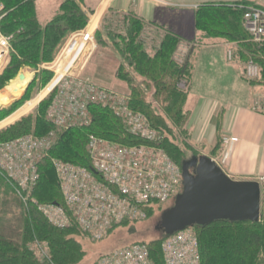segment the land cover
Listing matches in <instances>:
<instances>
[{"label": "trees", "instance_id": "1", "mask_svg": "<svg viewBox=\"0 0 264 264\" xmlns=\"http://www.w3.org/2000/svg\"><path fill=\"white\" fill-rule=\"evenodd\" d=\"M83 4V0H64L54 18L42 25L38 19L37 0H0L1 32L11 38L14 49L12 62L0 78V90L23 67L35 70L41 64L54 61L56 49L68 34L88 25L92 12H86ZM253 6L247 2L235 3L234 6L204 5L197 11L196 27L206 38L225 40L234 45L235 59L245 66L250 61L254 62L260 69V77L248 81L251 85H264V44L253 42L244 27V15ZM122 24L123 28L117 26L115 31L108 30L105 38L112 41L122 56L118 76L131 86L130 99L125 104L131 111L146 117L151 128L162 137L160 147L182 167L187 160L181 148L173 142V129L183 130L188 137L186 121L189 114L185 110L188 89L183 90L180 85H188L192 76V44L172 32H160V29L153 44L142 20L127 16ZM181 45H191L184 62L178 58ZM43 75L48 78L51 74L43 72ZM49 106L50 103L43 106L40 110L42 115L35 122L37 136L50 134L55 128L47 118ZM88 110V125L76 124L58 130L55 142L37 166L39 180L29 200L20 198L17 186L0 172V202L3 200L0 206V264H78L83 259L85 252L77 237L84 236V233L76 222L66 229L54 227L33 202L40 205L64 203L53 161L90 169L92 161L88 147L91 137L115 142V145L145 144L130 132L124 119L111 108L89 104ZM24 122L26 124L18 128L11 138L25 137L27 131L32 130L33 120ZM2 191L17 199L20 214L15 225L6 221L11 207ZM145 211L151 213L149 209ZM190 229L198 236L201 264H264L262 210L258 222L217 221ZM164 239L149 246L154 264H164L161 251ZM37 246L43 248L45 257L38 254Z\"/></svg>", "mask_w": 264, "mask_h": 264}, {"label": "rangeland", "instance_id": "2", "mask_svg": "<svg viewBox=\"0 0 264 264\" xmlns=\"http://www.w3.org/2000/svg\"><path fill=\"white\" fill-rule=\"evenodd\" d=\"M38 1L39 0H37V2ZM60 1L61 0H41L38 3L39 5L38 12L41 19L39 20L41 21L42 25H46L47 23L46 21L43 20L42 10L47 9L48 12H51L50 10L58 6L60 7L61 5L59 3ZM121 1L122 0H102L97 7L96 16H94L93 13L90 15L88 25L81 30L71 32L70 34H68L65 40L58 46V48L56 49L57 50L56 56L52 63L41 64L35 70H32L29 67H23L18 72V74L12 80L7 82L4 85V87L0 90V94L1 93L3 94L4 91L10 86V84L18 79V76L20 74H24L25 72L28 71L33 75L31 82L27 85L26 89L18 98L13 99L11 103L8 104L7 106L0 107V139H1L0 158L1 156L9 157V152L6 150L7 149L6 146L10 147L9 150L11 153H13V155H11L13 161H8V159L4 161L5 168H8L12 171L16 170V172L20 171L19 174H23V176L25 177H29L33 175L32 169L34 168V165L28 164L27 168L23 167L19 162V160L17 161L16 153L19 151H28L29 148L31 149L35 147L37 149V152H39V154L42 155L44 153V150L42 148L48 142L52 143L53 145V143L56 140L58 130L61 129L64 130V127L59 128L57 125L53 124L55 126L53 132L40 137L36 135L35 122L38 121V119L41 117L40 115H42V111L40 110L43 108V106L45 104L50 103V106L47 111V118L50 122L54 123L49 117V109L56 100L59 102L62 101L60 98L62 97V94L65 93V91H67V89L70 90V95L75 97V100H71L69 109H71L73 113H76L78 105L80 106L83 105L84 108L86 109H83V112L85 114L82 116L85 117L87 116V118L89 111L88 104L90 103L89 100L91 96H93L95 90L101 92L105 91L107 93L112 92L117 96V101L118 98L121 99L123 98L124 100L130 99L129 98L130 88H131L130 84H127L118 76V70L122 63V56L118 52V50H116V47H114L112 41L105 38V35L106 33H108V30L115 31L118 28L117 26H119V28H123L122 22L124 18L127 16L118 12V9H116L115 7L117 3H121ZM170 1L179 3L181 0H170ZM202 1L204 2V0H186L188 7L186 10L183 11L185 12V14H187L186 15L187 19H191V17L194 18L195 30L198 33H202V32H199L196 27V15H197V11L202 6L205 5L202 4L203 3ZM234 4L235 3L229 5L234 6ZM179 9L182 10V8ZM250 10L251 11L254 10L257 12L260 11L262 13L264 12V9L258 8L256 6L249 7V11ZM95 19H98V24L95 32L93 33V39H94L93 43L85 48V50L81 53L80 57L74 62V64L71 66V69L68 72H66V75L64 76L63 74H65L68 65L63 64V61L65 59L67 50L71 48L70 46L71 42H69L70 38L74 35L75 38H81V40H84L85 33L87 35L89 34L92 28L91 24L94 22ZM0 22H1V18H0ZM0 38L5 39L8 43L7 45L8 47L4 46L3 40H0V78H1L5 75L7 69L9 68L12 62V54L14 53V49L12 46L11 38L3 34L1 32V28H0ZM207 39H208V44L205 43L196 44L197 47L201 45V48H194V46L192 45V49H195V51L197 49L196 52L197 53L200 52L201 54L199 56L195 54V56H193L190 59L191 71L193 72L195 70L194 67L196 62H200V64L204 63L206 65V68H208L209 71H212L214 67H212L213 64L209 63L210 59L208 61L209 55L206 52L203 54V51L206 49L204 48V45L208 46L214 43L215 41L216 42L221 41L226 46L225 53H226V65L228 66V70H231L232 73L235 72L238 75H241L244 81L249 82L248 78H246V70H245L246 66L243 63H241L239 60L235 59L236 47L234 45L232 47L231 46L232 44L226 42L225 40L210 39V38ZM153 44H155V42H153ZM190 48L191 45L190 46L181 45L179 47L178 58L180 59V62L185 61L186 56L188 55L187 53L189 52ZM2 53H5V56H1ZM201 55L202 58L199 59ZM219 69H221V67H219ZM43 72H49L51 74L50 77L44 78ZM192 82L193 81L191 76L188 85L185 86L184 83L180 85V87L183 90L188 89V96L189 95L191 96L190 98L191 106L195 101L193 97ZM237 86H238L237 87L238 90H236V93L242 96L244 92V88L241 85H237ZM251 86H253L254 89V94H255L254 97H256L255 100H256L257 109L264 111V85L256 84ZM37 100H39V102L31 107V105ZM90 104L99 105L95 103H90ZM110 105H114L113 102ZM26 109L28 111L24 112ZM86 110L87 112H85ZM133 112L135 114H140L142 117L146 119V117L142 113L135 111ZM192 117L189 116V118L186 121V125L190 123ZM219 118H220V113L214 119V124L216 126V135L219 133V122H220ZM27 119L33 120L32 130L27 131V135H25V137L16 136L17 139L15 140H14L15 137L11 138L10 136H12V134H14V132L18 128H20L24 123L26 124V122L24 121ZM173 130L175 134V138L173 142H175V144H177L181 148L185 160L190 161L193 158H195V156L197 158L200 156H204V154H202L204 153V151L202 149L194 148L193 147L194 145L190 142L189 138L186 137L183 130L181 131L175 129ZM155 133L157 134L159 139L162 138L159 132L156 131ZM107 143H109V146L99 148V152L101 151L100 154L104 158V162L106 163V165H108V167L114 168L113 166L116 165V161L114 160L115 152L112 151L113 146H111L110 144H115V142L112 143L109 141ZM32 145L34 147H30ZM90 145L91 143H89V146ZM122 145H117V146L119 148L120 147L128 148L130 149V151L136 149L140 152H145V151L148 152V158H149L148 160L146 158H142L141 156H139L141 161H139L138 164L142 172L144 173H149V171H146V169L149 168V164H153L154 170L155 167L158 168L159 166H161L162 159L163 161H165L163 155L167 156V158L170 160V163L174 164L177 170H179V172L181 171L180 165L168 155L165 149L160 147V144L158 145L159 146L158 148L147 144H137V145L122 144ZM94 148H96V146H94ZM204 150L209 151V149L207 148ZM218 153L219 152L215 150L212 154L214 157H217L221 161L222 158H220L221 156ZM149 161L151 163H149ZM78 168L81 169L82 167H78ZM73 170L75 171L78 169H73ZM0 172L3 173L1 170ZM4 176L6 175L4 174ZM259 179L264 183V175L259 177ZM73 184H77V182L73 181ZM261 189L263 192L262 211L264 212V184H261ZM6 191H2V192L3 194H6V197L8 198L7 201L10 202V207H11L10 210H8L6 221L9 224L15 225L16 224L15 219L20 214L19 212L20 210L17 207V203H16L17 199H15L14 196L12 195L7 196V194L9 193H7ZM176 191H177L176 193L180 192L181 187L177 188ZM176 193H173L170 199L166 202H154L146 206H140L139 210L135 212V215L131 216V219L130 217L125 218L121 226H114V228L107 230L105 233L102 234L100 239H96L92 235L86 234V232H83L81 230L84 233V236L77 237V240L82 245L85 254L83 259L78 264H99L103 260H106V258H108L109 256H112L116 253L126 251L137 245H142V247L143 245H147L149 247L152 242L166 238L165 232L161 229L158 230V228L160 227L162 222L161 221L162 215L166 211L174 207V203H175L174 196L176 195ZM2 204H3V200L0 202V206H2ZM42 205H48V204H42ZM62 206L66 207L65 202L63 203ZM106 209L108 213L109 208L106 207ZM146 209L151 210V213L149 214V211L146 212L145 211ZM86 213L88 214L89 217H93L94 220L95 218L97 219L95 227L97 228V230H99V232H101L100 228L102 225L101 224L102 219L98 217V215L94 212L86 211ZM126 221L128 222L126 223ZM194 234L195 236H197L195 232ZM37 248L39 247L37 246L36 250ZM38 254L40 253L38 252ZM150 255H151V251H150ZM199 256L201 258V255ZM199 261L201 264V260ZM152 262L154 264L153 260Z\"/></svg>", "mask_w": 264, "mask_h": 264}, {"label": "built area", "instance_id": "3", "mask_svg": "<svg viewBox=\"0 0 264 264\" xmlns=\"http://www.w3.org/2000/svg\"><path fill=\"white\" fill-rule=\"evenodd\" d=\"M244 27L253 42L264 44V12L254 10L246 12L244 15ZM88 35L85 33L82 41L89 40L90 45L94 39ZM76 39L81 38H75L74 35L70 38L71 46L73 43L77 44L74 42ZM0 40H3L4 46L8 45L5 39L0 38ZM1 56H5V53H2ZM245 70L248 80H256L260 77V69L252 61L246 65ZM95 91L89 100L90 103L111 108L118 116L124 119L133 135L140 137L147 145L159 147L160 139L155 133L156 131L151 128L148 120L128 108L125 104L127 99L118 98L117 101V96L112 92L96 91V93ZM60 99L62 101L56 100L49 109V117L54 122L53 124L59 128L64 127V129L76 126V124L79 126L89 124L87 116H82L85 114L83 109H86L83 105H78L76 113L69 109L71 100H75V97L70 95L69 89L62 94ZM112 102L114 105H110ZM90 143L91 145L88 147L92 161L90 169H80L74 165L65 164L57 160L53 161L60 180L66 207L56 203L40 205L33 200L39 211L54 227L66 229L71 227L75 221L83 232L100 239L107 230L114 228V226H121L125 218L130 217L131 219V216L135 215L140 206H146L154 202H166L173 193L177 192L176 190L179 187H181V191L176 193L175 199L182 193V172H179L176 166L170 163L166 155H163L165 161L162 159L161 166L155 167L154 170L153 164H149V168L146 169L149 173H144L138 162L141 161L139 156L149 159L147 151L140 152L136 149L130 151L128 148H119L115 144H110L113 146L112 151L115 152L114 160L116 161V165L112 168L106 165L104 158L100 154L101 151L99 152V148L109 146V143L99 141L94 137L90 138ZM51 146L52 143L48 142L42 148L44 150L42 155L37 152L33 145L30 147L34 148H29L28 151L16 153L17 161L19 160L23 167L27 168L28 164L34 165L32 169L33 175L29 177L19 174L20 171L16 172V170L12 171L5 168L4 161L6 159L13 161L11 157L13 153L10 152V147L6 146L9 157L1 156L0 158V170L8 177L7 179L10 182L17 186V194L24 201L29 200L31 197L34 186L39 180L37 166ZM149 163L151 162L149 161ZM73 169L78 170L74 171ZM73 181H76L77 184H73ZM106 207L109 208L108 213ZM86 211L94 212L102 219L101 232L95 227L97 219L95 218L94 220L93 217H89ZM38 247L39 255L45 257L43 248L41 246ZM161 251L164 264H200L199 240L190 228L166 237L161 244ZM99 264H153V262L149 247L147 245H143V247L142 245H137L126 251L109 256Z\"/></svg>", "mask_w": 264, "mask_h": 264}, {"label": "crops", "instance_id": "4", "mask_svg": "<svg viewBox=\"0 0 264 264\" xmlns=\"http://www.w3.org/2000/svg\"><path fill=\"white\" fill-rule=\"evenodd\" d=\"M40 1L37 2L38 16ZM101 1L83 0V8L96 16L97 7ZM242 2L264 9V0H204L202 4ZM115 7L125 16L142 20L147 25V35L151 36L153 42H155L154 36H158L160 29V32L163 30L172 32L190 41L194 48H201V45L197 47V43L208 44V39L202 33L196 32L194 18L187 19V14L183 12L188 7L186 0H181L179 3L170 0H122ZM58 8L59 6L50 10L51 12L47 9L42 10L46 24L54 18ZM225 47L221 41H215L208 46L204 45L206 49L203 54L206 52L209 55L208 61L210 59L209 63L214 67L212 71H209L204 63L196 62L195 64V70L192 72L195 101L191 106L189 95L185 107L190 117L193 114L190 123L186 125L188 138L194 148L202 149L204 151L202 154L213 159L231 179L259 181V177L264 175V113L256 107L253 86L244 81L241 75L228 70ZM196 51L193 49L191 58L195 54L198 56L201 54ZM236 84L244 88L242 96L236 93L238 90ZM219 113V133L216 135L214 119ZM206 148L209 151L204 150ZM215 150L219 152L221 161L213 156L212 153ZM262 207L263 192L261 209Z\"/></svg>", "mask_w": 264, "mask_h": 264}, {"label": "water", "instance_id": "5", "mask_svg": "<svg viewBox=\"0 0 264 264\" xmlns=\"http://www.w3.org/2000/svg\"><path fill=\"white\" fill-rule=\"evenodd\" d=\"M24 74L18 79L23 80ZM184 191L162 215L158 228L173 235L194 226L217 221L258 222L261 217V186L257 181H236L214 160L195 157L183 164Z\"/></svg>", "mask_w": 264, "mask_h": 264}, {"label": "bare ground", "instance_id": "6", "mask_svg": "<svg viewBox=\"0 0 264 264\" xmlns=\"http://www.w3.org/2000/svg\"><path fill=\"white\" fill-rule=\"evenodd\" d=\"M97 24H98V19H95L94 22L91 24L92 28L89 32V36L92 39H93V33L96 30ZM74 42L77 44H73L72 46L70 45L71 48L69 47L70 49L67 50L65 59L63 61V64L68 65L65 71V74H63L64 76L66 75V72H68L71 69V66L80 57L81 53L85 50V48L89 45V40L82 41L81 39H76ZM24 76L25 77L23 80H20V79L15 80L14 82L10 84V86L4 91L3 94L2 93L0 94V107L7 106L8 104L11 103L13 99L18 98L23 93V91L26 89L27 85L31 82L33 78V75L28 71L24 73ZM38 102L39 100L34 102L31 105V107ZM28 110L26 109L24 112H27Z\"/></svg>", "mask_w": 264, "mask_h": 264}]
</instances>
